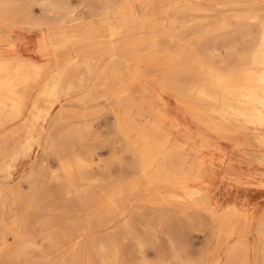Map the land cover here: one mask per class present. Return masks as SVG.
Masks as SVG:
<instances>
[{
	"label": "bare ground",
	"instance_id": "6f19581e",
	"mask_svg": "<svg viewBox=\"0 0 264 264\" xmlns=\"http://www.w3.org/2000/svg\"><path fill=\"white\" fill-rule=\"evenodd\" d=\"M102 1L100 9L88 2L87 13L75 14L73 7L63 0H0V175L10 177L16 162L29 158L34 147L42 145L46 139L45 130L57 122L58 113H54V107L62 96L77 91L78 101H90L98 92V86L104 90L101 96L108 99L129 93L124 104L132 103L145 110L141 105L151 103L156 112L157 124L149 131L143 130L147 132V139L142 142L144 148L138 156L141 174L147 176L150 169L156 173L146 181L148 189L162 180L177 184V190L166 192L161 198L184 203L198 200L199 208L219 221L227 238L237 236L228 245L224 264H255L256 261L264 264V208L256 215L250 207L231 202L218 213L216 208L220 205L214 199L216 178L221 171L232 173L236 181L246 183L250 180L249 169L241 165L218 166L215 155H206L200 147L202 138L191 143L182 137V133L187 132V124L206 140L217 135L219 143L223 141L238 148L235 156L239 161L249 164L253 159L264 165V0H172L169 22L156 21L152 13L142 14L134 23L136 27L128 21L132 19L127 13L130 0ZM35 3L42 6L43 15L34 11ZM227 6L241 8L220 27L206 26L212 15L208 12ZM163 24L168 25L167 30L162 29ZM237 33L249 38L247 50L236 59L233 57L228 67H223L214 60L210 46L228 42ZM137 34L144 36L135 39ZM164 35L169 39L164 40ZM88 47L98 53L89 55ZM33 50L41 54V61L25 55ZM5 51L9 55H4ZM51 53L57 60L47 58ZM59 54L65 59L54 68V64L62 60ZM100 63H103L102 68L97 69ZM80 65H85L86 73L78 71ZM142 76L147 78L146 83L132 91V86L137 85ZM92 78L93 88L87 87L86 83ZM40 81L41 88L33 97L32 89ZM165 94L173 95L175 111L163 101ZM42 96L48 98L45 106L41 105ZM141 96H146L147 100L142 101ZM135 124L139 123L124 129L137 128ZM214 130L221 132L216 134ZM86 155L80 151L69 154L68 158L60 157L59 169L63 173L59 176L64 177L65 191L76 192L79 197L82 192L85 194L81 195L80 203L90 208L99 197L75 184V179L83 177L84 168H87ZM39 176L33 169L27 174L31 184L30 200L40 191ZM188 179L195 180L196 184L190 185ZM139 182L132 180L122 188H115L108 196H102L95 221L91 218L78 228L75 223L71 225L76 234L47 235L45 238L53 246H59L71 236L79 242L91 225L111 224L124 214L122 211L114 214L123 200V193L128 189L135 191ZM3 194H0V207L6 199ZM104 216H110L107 222ZM161 217L162 221L166 218L163 213ZM131 220L132 217L125 219L127 229L131 228ZM25 225L24 220L13 223V236L21 241L13 252L14 258H20L30 240ZM173 226L166 230V235L175 242L174 229L178 224ZM253 226L255 234L251 238ZM108 240L115 242L112 234H108ZM96 242L94 240L91 248L102 249L101 264H117L118 252L108 249L112 253L106 255L103 251L108 246ZM139 243L143 246L140 238ZM7 247V237L3 233L0 264H15L6 257Z\"/></svg>",
	"mask_w": 264,
	"mask_h": 264
},
{
	"label": "rangeland",
	"instance_id": "374dc122",
	"mask_svg": "<svg viewBox=\"0 0 264 264\" xmlns=\"http://www.w3.org/2000/svg\"><path fill=\"white\" fill-rule=\"evenodd\" d=\"M63 1L73 7L75 14L87 13L88 2L99 9L103 6L102 0ZM128 1L126 0V2ZM172 5V0H130V9L127 13L131 14L132 19L128 21L136 27L134 23L142 14L152 13L153 17L157 18L156 21L165 20V23H167L170 20L167 18L172 15ZM240 8L227 6V8H216L213 12H208L212 15L207 19L206 26L212 28L220 27L224 20H231L232 13ZM42 10V6L37 3L34 4V11L37 14L43 15ZM223 17L224 19H222ZM166 25H162L163 30L168 29V25ZM255 27V25H252V28ZM135 36L136 39L138 36L143 37L144 35L137 34ZM163 39L169 38L164 35ZM248 40L249 38L243 36L242 33H237L228 42L211 44L210 50L214 60L223 67H228L229 63L233 61V57L236 59L238 54L247 50ZM108 42L109 40L105 42V45ZM87 50H89V55L98 53L91 47H88ZM47 58L57 60L53 53L48 54ZM59 58L62 60L58 63L56 62L54 68L60 66L65 56L59 54ZM102 64L100 63L97 69L102 68ZM142 67L146 66L143 65ZM78 71L86 73L85 65H80ZM145 78V76H142L137 81V85L132 86V91L136 88H141V83H146L147 78ZM41 85L40 81L32 89L33 97L38 94ZM86 85L93 88L94 79H89ZM97 91L93 99L84 102L78 101L77 91L62 96L59 103L54 107V113H58L57 122L45 130L44 138L46 137V139L43 140L42 145L34 147L31 153L32 156L29 158L19 159L10 177L6 178L0 175V194L4 193L3 195L6 196L0 207V236L4 233L8 243V247L5 249L6 257L9 256L15 264H101L102 256H100V252H102V249L99 247L91 248V244L94 243V240H97L96 244L103 243L108 246L103 251L106 255L111 254L115 250L118 252L117 264H215L217 261L220 264H224L228 255V245L237 236L227 238L226 234L221 231L222 225L219 221L215 220L208 211L203 212L199 208L198 200L184 203L174 199L167 198L164 200L161 198L166 192L177 190V184H170L168 181L162 180L156 182L152 189H148L146 181L156 176L155 170L150 169L147 176L141 174L139 170L140 161L138 156L144 148L142 142L147 139V132H143V130L149 131L157 124L153 104L144 103L141 106L145 110H142L138 105L132 103L124 104V101H127L129 97V93H125L124 96L123 94H117L108 99L105 96H101L104 92L102 87L98 86ZM163 98V101L172 105L171 109L175 111L173 95L165 94ZM47 99L46 96L40 97L41 105L45 106ZM141 100H147L146 96H141ZM184 120L186 118L183 116ZM136 122L140 124V126L135 124L137 128L130 131L124 129ZM45 123L48 124V122ZM185 129L187 132L182 133L184 140L196 143L202 138L204 141L200 147L205 150V154L215 155L213 153L215 147L221 144L216 141L218 140V137H215L217 135H212L211 140L207 139V141L205 138L200 137L199 132H196L192 126L186 124ZM78 130L80 131L79 134ZM213 132L220 134L221 131L214 130ZM80 151L87 154V168H84L83 177L75 179V184L82 188L86 187L85 189L88 192L99 197V201L90 208L82 207L80 203V197L85 194L82 192L79 197L76 192L65 191L64 177L59 176V174L62 175L63 173L59 169L61 167L60 157L68 158L69 154ZM94 155L95 157L93 158ZM93 161L96 163H93ZM31 169L34 170L37 176L40 175L37 180L41 188L37 194L38 196L36 195L35 199L30 200L28 196L31 184L27 180V174ZM52 169H54L53 172ZM46 172L48 175H46ZM132 180H139L140 182L135 191L128 189L123 193V200L118 204L114 214L118 215L121 211L124 214L117 216L118 218L116 217L111 224L107 225L104 223L101 226L94 225L95 227L91 225L90 230L85 233L79 242L76 241L74 236H71L64 239L65 241L59 246H53L51 241L45 238L47 235L57 237L63 233L76 234L71 226L72 224H77L76 228H78L85 226L86 221L91 218L95 221L100 198L108 196L115 188H122V185L125 186L127 182ZM194 181L188 179L190 185L196 184ZM236 182L238 183L239 181ZM217 188L218 186L215 191ZM224 188L221 186L218 189L219 201L216 200V194H214L215 202L220 205L216 208L218 213L223 212L226 204L235 202L230 200L231 195L228 193L230 190ZM241 197L244 199L242 200L244 204L238 203L243 205V207L262 203L264 188L260 190L259 194L242 193ZM257 198L260 200H257ZM162 213L164 218L168 217L163 221L161 220ZM109 217L104 216L105 222H107ZM130 217H132V229H127L124 226V222L125 219ZM21 220L26 223L25 228L30 240L20 258H14L13 252L21 241H17V238L13 236V223ZM173 224L174 226L178 224L174 229V234L177 237L175 242L171 241L166 235V230L171 228ZM254 226L250 232L251 238L255 234ZM123 231L125 233H122ZM108 234H112L115 242L108 240ZM139 238L143 241V246L140 245ZM114 244L116 245L114 246ZM108 249L112 252L110 253ZM258 263L257 261L255 262V264Z\"/></svg>",
	"mask_w": 264,
	"mask_h": 264
},
{
	"label": "crops",
	"instance_id": "0c3cea01",
	"mask_svg": "<svg viewBox=\"0 0 264 264\" xmlns=\"http://www.w3.org/2000/svg\"><path fill=\"white\" fill-rule=\"evenodd\" d=\"M4 55H9L6 51L3 52ZM25 55L32 56L41 61V54L36 51L26 52ZM50 58V57H49ZM53 58V57H51ZM222 144L215 147L213 153L215 154V162L218 166H239L244 168H248L250 172V176L248 177L250 180L246 183H237L235 181V176L232 173H225L221 171V174L218 175L217 179V190H216V200L219 201L218 189L222 186L224 189H229L228 192L231 195L230 200L235 202L243 203L244 200L241 195L245 194H259L260 190L264 188V165L259 164L257 161L253 159L249 164L245 162H241L236 158V154L239 153L238 148L234 147L232 144H225L221 141ZM236 155V156H235ZM243 157V156H242ZM259 197V196H258ZM256 198V197H255ZM257 200H260L257 198ZM262 203H255L250 207V209L256 214L260 215L264 208V198L261 199ZM254 208V209H253ZM256 209V210H255Z\"/></svg>",
	"mask_w": 264,
	"mask_h": 264
}]
</instances>
